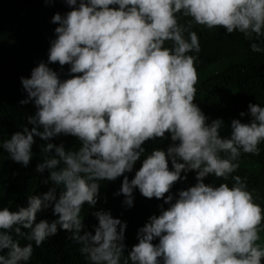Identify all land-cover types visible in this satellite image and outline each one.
Returning <instances> with one entry per match:
<instances>
[{
    "label": "clouds",
    "instance_id": "clouds-1",
    "mask_svg": "<svg viewBox=\"0 0 264 264\" xmlns=\"http://www.w3.org/2000/svg\"><path fill=\"white\" fill-rule=\"evenodd\" d=\"M65 3L70 10L51 16L56 27L47 62L20 77L26 95L19 103L31 102L35 111L0 141L14 162L27 166L34 137L44 140L35 170H47L42 183L52 186L15 210L0 208V264H28L33 243L40 246L58 228L87 264H264L262 203L233 175L241 153H260L264 105L249 102V121L233 118L222 135L223 120L209 121L193 102L200 52L194 26L240 33L252 52H264V0ZM52 63L68 65L69 75L61 78ZM60 135L75 137L78 147L53 143ZM166 135V149L146 152L145 141ZM138 160L129 179L125 173ZM121 176L117 194L126 206L133 205L134 189L167 204L138 228L130 250H124L125 221L95 210L89 231L81 216L83 205H96L100 181ZM186 176L195 183L174 197L170 188ZM49 207L55 219L37 221Z\"/></svg>",
    "mask_w": 264,
    "mask_h": 264
},
{
    "label": "trees",
    "instance_id": "trees-1",
    "mask_svg": "<svg viewBox=\"0 0 264 264\" xmlns=\"http://www.w3.org/2000/svg\"><path fill=\"white\" fill-rule=\"evenodd\" d=\"M68 10L70 8L65 0H0V141L21 130L27 124L26 117L35 111L31 102L19 103L26 95L20 77L29 76L31 68L39 61L47 62V50L54 38L53 29L56 27V24L51 22V16L56 12L63 14ZM194 30L197 31L200 52L197 54L199 62L195 65L197 82L193 102L209 121L222 119L224 125L221 134L226 135L233 118L242 122L249 121V102L264 105V52H252L249 42L237 32L228 34L223 28L204 26H194ZM49 66L56 70L61 78L69 75L68 65L61 67L52 63ZM241 111L245 112V116H239ZM52 142H63L65 149L79 145V141L71 135L54 137ZM170 142L166 135L164 138L145 141L143 146L146 152H150L153 148L166 149ZM44 143V140L34 137L31 148L33 155L27 166L14 162L0 147V208L15 210L18 206L26 204L29 195L47 191L52 186L51 182L42 183L47 177V170L43 173L35 170V165L42 160L40 146ZM258 147V155L241 153L238 158L239 166L233 175H239L245 180L252 196L258 198L264 209V142ZM140 163L141 160H138L133 170L125 173L129 179ZM122 179L123 176L113 181H100L96 205H83L81 216L89 231H94L92 226L97 223L92 214L95 210H109L111 215L125 221L124 250H130L131 246L137 243L138 228L143 226L149 215L159 213L163 200L146 198L134 189L133 205L126 206L123 204V194H117ZM191 180L192 176H186L184 180L178 179L169 191L175 197L178 189L195 183L190 182ZM208 180L213 184L221 182L220 178L212 175H209ZM227 182H231V179ZM163 206L166 208L167 204ZM40 219H55L51 207L37 213L36 220ZM68 235L65 230L58 228L57 233L43 241L40 246L37 247L33 243L28 264H87L79 252V245L70 240ZM260 237L264 242V228L260 230ZM156 242L155 239L152 241ZM20 243L24 244L26 241L21 240Z\"/></svg>",
    "mask_w": 264,
    "mask_h": 264
}]
</instances>
